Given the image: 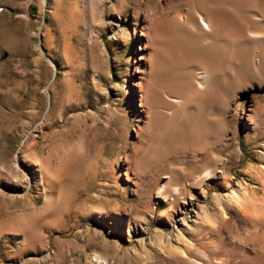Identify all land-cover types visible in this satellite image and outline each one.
<instances>
[{
	"label": "rangeland",
	"instance_id": "1",
	"mask_svg": "<svg viewBox=\"0 0 264 264\" xmlns=\"http://www.w3.org/2000/svg\"><path fill=\"white\" fill-rule=\"evenodd\" d=\"M263 245L264 0H0V264Z\"/></svg>",
	"mask_w": 264,
	"mask_h": 264
},
{
	"label": "bare ground",
	"instance_id": "2",
	"mask_svg": "<svg viewBox=\"0 0 264 264\" xmlns=\"http://www.w3.org/2000/svg\"><path fill=\"white\" fill-rule=\"evenodd\" d=\"M205 25L208 26V23H205ZM91 261L94 264H109L107 259H101L98 256H95ZM248 264H264V245L259 247L257 254L250 259V263Z\"/></svg>",
	"mask_w": 264,
	"mask_h": 264
}]
</instances>
